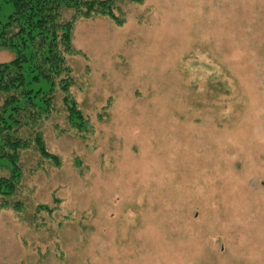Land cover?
I'll use <instances>...</instances> for the list:
<instances>
[{"label":"rangeland","instance_id":"1","mask_svg":"<svg viewBox=\"0 0 264 264\" xmlns=\"http://www.w3.org/2000/svg\"><path fill=\"white\" fill-rule=\"evenodd\" d=\"M115 13L122 25H74L70 94L89 130L53 127L68 128L59 95L42 131L60 167L22 154L0 264H264V0Z\"/></svg>","mask_w":264,"mask_h":264},{"label":"trees","instance_id":"2","mask_svg":"<svg viewBox=\"0 0 264 264\" xmlns=\"http://www.w3.org/2000/svg\"><path fill=\"white\" fill-rule=\"evenodd\" d=\"M125 1L144 4V0H0V12L3 5L13 7L7 21L0 23V50L15 53L11 61L0 63V209H23L22 202L9 200L22 185L24 151L35 150L42 163L60 167L61 160L48 150L42 131L61 113L57 102L68 128L53 127L85 139L89 120L70 94L73 73L67 56L80 53L72 43L74 25L99 16L122 25L124 18L115 9ZM64 11H71L72 17L65 19ZM39 210L52 212L44 205Z\"/></svg>","mask_w":264,"mask_h":264}]
</instances>
